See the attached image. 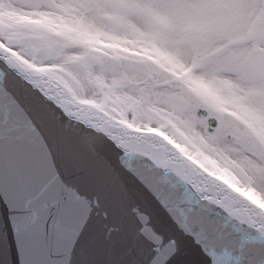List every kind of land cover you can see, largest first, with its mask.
<instances>
[{
	"label": "snow or ice",
	"instance_id": "6c2138e0",
	"mask_svg": "<svg viewBox=\"0 0 264 264\" xmlns=\"http://www.w3.org/2000/svg\"><path fill=\"white\" fill-rule=\"evenodd\" d=\"M0 264H264V0H0Z\"/></svg>",
	"mask_w": 264,
	"mask_h": 264
}]
</instances>
